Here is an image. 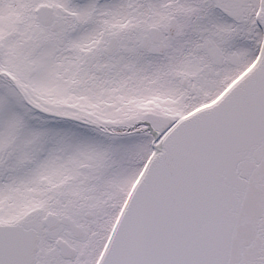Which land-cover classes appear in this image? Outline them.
Masks as SVG:
<instances>
[{
    "label": "snow or ice",
    "instance_id": "snow-or-ice-1",
    "mask_svg": "<svg viewBox=\"0 0 264 264\" xmlns=\"http://www.w3.org/2000/svg\"><path fill=\"white\" fill-rule=\"evenodd\" d=\"M0 264H264V0H0Z\"/></svg>",
    "mask_w": 264,
    "mask_h": 264
}]
</instances>
